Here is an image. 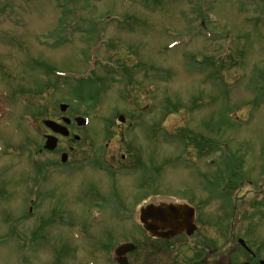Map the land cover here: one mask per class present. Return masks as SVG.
<instances>
[{
	"label": "rangeland",
	"instance_id": "obj_1",
	"mask_svg": "<svg viewBox=\"0 0 264 264\" xmlns=\"http://www.w3.org/2000/svg\"><path fill=\"white\" fill-rule=\"evenodd\" d=\"M61 2L0 0V264H21L20 237L30 241L23 251L28 264H111L124 241L138 245L134 264H188L197 238H177L148 256L138 224L144 197L176 201L179 194L197 208L201 235L214 242L209 264L250 260L239 237L264 260V10L257 1ZM206 23L211 37L202 35ZM191 35L189 45L176 47L175 39ZM96 38L107 43L94 59L109 65L98 62L91 71ZM54 72L88 78L77 83ZM62 102L69 104L64 114ZM28 114L36 116L32 126ZM83 114L89 128L70 126L78 141L61 137L55 152H40L51 133L44 120ZM119 114L124 124H117ZM223 144L230 150L223 185L234 190L216 195L221 184L209 181L225 167ZM64 152L69 158L62 164ZM93 156L102 160L71 172ZM236 157L242 173L234 170ZM48 163L53 173L41 177L35 189L41 196L30 206L29 183ZM242 174V184L235 183ZM142 177L150 182L143 186ZM98 198L111 201L101 209ZM123 208L134 215L121 217Z\"/></svg>",
	"mask_w": 264,
	"mask_h": 264
},
{
	"label": "water",
	"instance_id": "obj_2",
	"mask_svg": "<svg viewBox=\"0 0 264 264\" xmlns=\"http://www.w3.org/2000/svg\"><path fill=\"white\" fill-rule=\"evenodd\" d=\"M66 108V105H62L63 110H66ZM65 121L69 122L68 119H65ZM46 124L54 132L69 135L66 127L52 121H46ZM56 146L57 138L50 136L47 140L46 148L53 150ZM194 214V209L186 204H151L146 208H142L141 222L152 235L159 237L170 238L184 231L191 235L195 230V225L193 224ZM164 228H168L169 231L167 233L160 231ZM241 242L244 244L243 240ZM131 249H133L132 245H123L117 250V254L121 255Z\"/></svg>",
	"mask_w": 264,
	"mask_h": 264
},
{
	"label": "flooded vegetation",
	"instance_id": "obj_3",
	"mask_svg": "<svg viewBox=\"0 0 264 264\" xmlns=\"http://www.w3.org/2000/svg\"><path fill=\"white\" fill-rule=\"evenodd\" d=\"M71 125H72V123H71ZM51 165L52 164H49L48 165L49 167L47 169H45V170H48V172H47L48 175H50V173L54 169V167ZM76 171L77 170H74V171L71 170V172H76ZM101 199H104V198H101ZM198 228H200V227H198ZM144 236L147 240H149L146 243V249H147L146 254L148 256H151L150 253H152V252H155V255H159V254H161L162 251L167 250L170 247H173L172 244H174V243H172L173 240L153 239V238H150L146 233H144ZM182 237L187 238L185 234H182L178 238H182ZM193 238H197L196 239L197 241L194 243V245H195L196 249L198 248V250L194 249L193 247H190L193 250V257L191 258V260L190 259L187 260V258H185L184 260L187 261L188 264H209L213 258V255L215 254L214 253L215 248L213 247L212 242L205 235H201L199 229L196 231ZM178 248L182 249V247H178ZM133 253L128 255V261L130 262V264L135 263L133 258H131ZM252 264H257V261H253Z\"/></svg>",
	"mask_w": 264,
	"mask_h": 264
},
{
	"label": "trees",
	"instance_id": "obj_4",
	"mask_svg": "<svg viewBox=\"0 0 264 264\" xmlns=\"http://www.w3.org/2000/svg\"><path fill=\"white\" fill-rule=\"evenodd\" d=\"M204 138V137H203ZM206 141V140H205ZM204 141H203V143L201 142V146L199 145L198 147H202L203 148V146H204Z\"/></svg>",
	"mask_w": 264,
	"mask_h": 264
},
{
	"label": "bare ground",
	"instance_id": "obj_5",
	"mask_svg": "<svg viewBox=\"0 0 264 264\" xmlns=\"http://www.w3.org/2000/svg\"><path fill=\"white\" fill-rule=\"evenodd\" d=\"M190 44V43H189Z\"/></svg>",
	"mask_w": 264,
	"mask_h": 264
}]
</instances>
